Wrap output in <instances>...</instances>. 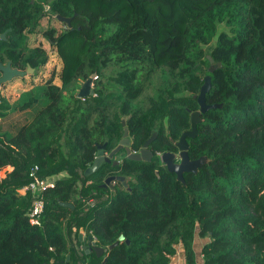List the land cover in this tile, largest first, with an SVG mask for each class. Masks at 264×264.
<instances>
[{
  "label": "trees",
  "instance_id": "trees-1",
  "mask_svg": "<svg viewBox=\"0 0 264 264\" xmlns=\"http://www.w3.org/2000/svg\"><path fill=\"white\" fill-rule=\"evenodd\" d=\"M215 16L224 28L208 47L204 101L216 105L186 137L188 157L206 161L181 181L158 154L177 150L172 140L198 108L193 56ZM45 17L63 26L42 30L59 83L49 77L14 101L0 95V264H176L177 243L182 264H197L195 234L200 264H264V0H0L1 63L40 70L45 49L27 32ZM92 73V94L76 96V80ZM146 80L154 92L143 97ZM123 127L131 150L155 132L150 159L120 147L116 163L84 175L96 144L110 150ZM33 165L54 175L39 224L27 218L31 195L17 190ZM110 174L125 184L102 186ZM80 227L97 245L116 243L85 252Z\"/></svg>",
  "mask_w": 264,
  "mask_h": 264
},
{
  "label": "water",
  "instance_id": "water-1",
  "mask_svg": "<svg viewBox=\"0 0 264 264\" xmlns=\"http://www.w3.org/2000/svg\"><path fill=\"white\" fill-rule=\"evenodd\" d=\"M55 17L59 21H63L66 24L69 23V19H70L69 16H61L59 14H56ZM0 37L1 38L4 37V31L0 33ZM207 58L209 61H211V57L209 55H207ZM31 70L32 68L29 65H27L26 68L24 69H18V68L12 67L9 61H6L4 63L0 62V85L4 83L5 81H8L14 76H22L25 73H29ZM92 77H94L93 73L88 75L86 78H84L81 81L76 91V96L80 97L86 94H92L93 92L92 87H91ZM208 86H209V76L205 75L203 78L202 84H200L199 86L197 94L194 95L197 101V104H198V108L190 111L189 113V128L183 129L179 133L178 138L175 140H172L174 145L178 149L177 153H174L169 150H165L159 153V160L165 165L166 169L174 172L176 179H179L181 181H182L183 171H196L197 167L206 161V157L204 155H200L193 159L188 157L186 137H192L195 135L196 133L195 124L197 121L200 120V117H199L200 113L205 111L207 108L213 107L216 105V104L205 103L204 101V92L208 88ZM121 123L123 124V120H121ZM154 136H155V132H152L141 143V146L138 150H131L129 148L127 130L125 127H123L121 137L118 139L116 145L112 147L110 150H108L106 153H104V150H103L104 143L96 144L95 156L93 157L91 163L83 169V174L87 175L90 172L94 171L102 161H111L112 164L116 163L117 160L111 157L120 147L124 148L125 155L128 158L149 160L152 153L147 148V145L154 138ZM175 156L178 157L177 161L173 160ZM113 180H119L122 182V184H125V180L122 175L110 174L104 177L101 185L105 186L106 184H108L110 181H113ZM62 204H69V203L62 202ZM77 238L80 241H82L81 247L84 248L85 252L91 249L94 251L95 255H100L103 251L111 248L116 243V241H113L106 247L97 245L95 244L93 240H91L90 234L83 235L81 227L78 230ZM125 241L127 242L128 240L126 239Z\"/></svg>",
  "mask_w": 264,
  "mask_h": 264
},
{
  "label": "rangeland",
  "instance_id": "rangeland-1",
  "mask_svg": "<svg viewBox=\"0 0 264 264\" xmlns=\"http://www.w3.org/2000/svg\"><path fill=\"white\" fill-rule=\"evenodd\" d=\"M214 30H211L208 32L209 40L206 43H199V52L197 56H193V67L192 72L195 75H198L201 80L204 78L205 75H207L208 71L213 66L212 59L209 61V63H205L202 61V57L209 55L208 54V47L211 43H213V38L215 36L216 30H219L221 28H224L222 19L215 16L214 18ZM49 26L54 27V31L61 29L63 26L61 22L53 19L52 17H45L41 18L39 23L36 24V26L33 28L34 31H28L27 35H29L28 39L31 40L32 37H35L36 39L29 43V45L33 46L34 43L37 42V44L42 45V47L45 49L46 55H47V61L43 66H40V70L35 72L34 74H30L32 70L29 73H25L22 76H14L8 81H5L6 84L1 86L0 85V94L7 99L8 101H14L16 100L22 91H25L29 89L30 87L34 86V84L43 83L45 79L51 78V81L53 83H59L58 77H57V70L60 64L59 58L54 52L53 47L48 42L46 37L43 35L42 30L48 28ZM27 41L29 42V40ZM27 42V43H28ZM201 54V56H199ZM158 78V73H155L153 76V81L155 83V79ZM79 84L81 83L82 79L76 80ZM203 81V80H202ZM202 84V82H201ZM153 83L148 82V80L144 81V90L142 96L148 95L152 92H154V89L152 88ZM79 87V86H78ZM197 94V93H196ZM195 94V95H196ZM146 99V98H144ZM121 154L117 153L114 155V159L120 158ZM3 168L0 169V177L3 175ZM196 241H200V237L195 235ZM197 243H195V250L197 248ZM197 258L199 256L197 255Z\"/></svg>",
  "mask_w": 264,
  "mask_h": 264
},
{
  "label": "built area",
  "instance_id": "built-area-1",
  "mask_svg": "<svg viewBox=\"0 0 264 264\" xmlns=\"http://www.w3.org/2000/svg\"><path fill=\"white\" fill-rule=\"evenodd\" d=\"M36 168V165L30 167L28 171L29 179L17 189L20 193L27 192L31 195V202L27 211V218L31 224H39L43 209V199L40 192L45 187L51 186L54 179V175L39 176L36 173ZM91 240L95 242V237L93 235H91Z\"/></svg>",
  "mask_w": 264,
  "mask_h": 264
},
{
  "label": "crops",
  "instance_id": "crops-1",
  "mask_svg": "<svg viewBox=\"0 0 264 264\" xmlns=\"http://www.w3.org/2000/svg\"><path fill=\"white\" fill-rule=\"evenodd\" d=\"M5 84H2L1 86L5 85ZM195 235L193 236V240H192L193 250H194V256H195L196 263L197 264H200L201 263V255H200L199 249H200V245H201L202 241L204 240V238L203 237H200V241H196ZM196 242H198V243H197V248L195 250V243ZM181 255H182V248H181L180 243H177L176 244V253L173 256H171V261L174 262V263H176V264H182ZM197 255L199 256V258H197Z\"/></svg>",
  "mask_w": 264,
  "mask_h": 264
},
{
  "label": "flooded vegetation",
  "instance_id": "flooded-vegetation-1",
  "mask_svg": "<svg viewBox=\"0 0 264 264\" xmlns=\"http://www.w3.org/2000/svg\"><path fill=\"white\" fill-rule=\"evenodd\" d=\"M170 151V150H169ZM177 151H178V149L177 150H175V151H172V152H174V153H177ZM107 151H104V153H106ZM114 155V154H113ZM111 158H113V156L111 157ZM174 161H177L178 160V157L177 156H175L174 157V159H173ZM162 163V162H161ZM165 166V165H164ZM114 181H117V180H113V181H110L108 184L111 186L112 185V183H114ZM121 182V181H120ZM122 183V182H121ZM107 185V184H106Z\"/></svg>",
  "mask_w": 264,
  "mask_h": 264
}]
</instances>
